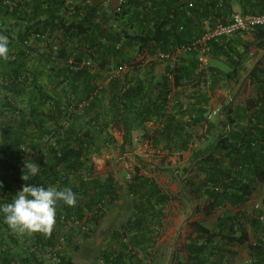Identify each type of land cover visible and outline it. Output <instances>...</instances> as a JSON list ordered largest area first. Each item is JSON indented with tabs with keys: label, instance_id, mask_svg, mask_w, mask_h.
<instances>
[{
	"label": "trees",
	"instance_id": "16d2710c",
	"mask_svg": "<svg viewBox=\"0 0 264 264\" xmlns=\"http://www.w3.org/2000/svg\"><path fill=\"white\" fill-rule=\"evenodd\" d=\"M235 2L244 16L264 12V0H122L112 14L87 0H0V34L8 36L10 49L8 59H0V203L12 202L25 183L76 194L73 206L57 203L47 232L19 233L0 214V264H42L46 251L56 264H75L71 250L119 199L118 184L102 179L92 160L102 139L112 141L107 127L114 123L130 136L137 121L143 126L166 120L161 137L174 140L182 129L168 106L178 89L199 76V53L185 54L173 67L166 64L158 79L157 52L190 44L218 20L227 21ZM251 32L253 46L263 50L264 29ZM233 37L210 42L209 57L230 68L207 66L212 92L239 72L252 47ZM142 54L152 60L138 61ZM249 78L252 96L243 105L223 106L225 120L218 121L215 141L191 152L185 173L196 175L185 179L184 198L194 202L191 216L217 220L214 229L203 220L190 223L182 264H234V249L245 244L251 263L264 264L262 212L242 211L264 185V64ZM108 89L109 111L100 103ZM197 92L195 102L189 98L192 108L184 107V151L191 149L187 127L206 121L204 137L216 127L207 119L209 97ZM31 162L41 169L25 181ZM148 182L136 174L128 183L134 214L113 231L117 248L105 250L104 264H144L149 257L169 196Z\"/></svg>",
	"mask_w": 264,
	"mask_h": 264
},
{
	"label": "crops",
	"instance_id": "0c3cea01",
	"mask_svg": "<svg viewBox=\"0 0 264 264\" xmlns=\"http://www.w3.org/2000/svg\"><path fill=\"white\" fill-rule=\"evenodd\" d=\"M87 1L90 4L102 3L104 8L106 7L105 5H108L110 2L109 0ZM112 1L114 2V0H111V2ZM114 4L115 3H113V7ZM105 9L107 10V8ZM113 9H115V7ZM240 11L241 8L238 2L233 3V12L240 13ZM145 59L146 62H148L152 60V57L148 56L146 58L145 54L137 57L138 61H144ZM156 74L158 79H160L162 73H160L159 67L156 70ZM184 88L185 87L178 89V91L174 93L172 96L173 103H170L168 106V112L175 114L176 126L182 129L174 140L165 138L164 136L161 137V130L166 125V120L158 122L150 121L143 126H140L139 121L135 122L130 135L132 147L125 144V142L129 141L128 137L130 136L126 135L122 127L120 128L114 125V123L109 124L107 127V136L108 138L111 137L112 141L111 143H109V141L108 143H104L105 138L102 139V144L100 141V150L93 155L92 160L95 164L97 174L102 179L106 180L108 177H112L116 184H118L119 199L109 208L99 223L93 227V232L90 237L82 241L77 249L71 250L70 254L75 264H104V259L101 255L105 252L107 246L111 245L113 250L117 248V243L112 240V233L117 230L118 226H122L125 220L124 218H126L125 216L128 215L126 218L128 222L134 214L133 200L129 192L128 183L136 174L142 178L148 179L150 185L157 187L169 196L168 201L162 205L164 206V218L161 221L162 225L159 234H162L161 231H164L162 229H165V222L168 220L167 217L170 211L174 213L176 218L175 223H179L177 218L178 211H180L181 208L183 209L184 206L189 207L188 211H190L186 218V223L189 224V227L191 222L197 220H203L205 224L213 220V228L210 229H214L217 217L212 216L203 219L202 215L191 216V207H193L194 202L191 203L187 198H184V188L187 184L185 179H193L196 173H185V169L189 165L191 152L193 150L204 149L215 141V138L221 131L218 121L220 119L224 121L225 117L219 114V116L212 119L216 127L211 130L207 137H204L207 128L206 121L197 126L187 127L186 132L191 140V149L184 151V126L186 128L187 124V120L184 119V107L192 108L189 99H186ZM194 91L195 92L191 94L192 99L190 98L192 102H195V98L198 96L197 90ZM250 97L251 96H247V99ZM111 98L112 91L108 89L101 96V109L109 111ZM247 99L233 101V103L234 105H243ZM209 107L208 111L210 110ZM221 108L222 107L216 109L220 111ZM97 163H102V170L99 169ZM262 190L264 191V185L253 194L250 205L254 201H258L261 197H264L261 192ZM227 209L230 210L231 208ZM222 212L223 211H219L218 214ZM98 233H101L100 235L103 237L104 244L94 250V241H97L96 235ZM191 234L192 228L186 244ZM192 237H194V235H192ZM102 249H104L103 252ZM42 254V264H56L57 260L50 252L47 253L46 251V253L44 252Z\"/></svg>",
	"mask_w": 264,
	"mask_h": 264
},
{
	"label": "rangeland",
	"instance_id": "374dc122",
	"mask_svg": "<svg viewBox=\"0 0 264 264\" xmlns=\"http://www.w3.org/2000/svg\"><path fill=\"white\" fill-rule=\"evenodd\" d=\"M109 4L105 5L107 8V11L112 14L114 11V7L116 8L120 0H114V2L109 0ZM113 3L114 7H113ZM252 30L237 34L233 38L239 40L241 43H247L252 44L251 49L248 53L245 54L244 59L241 62V65L239 67V72L234 75L232 79H230L228 82H221L216 83L215 91L212 92L211 85H212V79L208 73L207 66H213V67H221L226 69L227 71L230 70V68L224 63L225 61H216L212 58H210L209 64L205 67L201 65L200 68V74L196 77V79L192 82H190L187 86L184 88V92H186V99L188 100L194 90H200L204 94H206L209 97V104L208 107L210 108L209 112L212 110H215L216 108L223 107L228 105L231 101H241V99H247V96H252V86L250 82V72L251 70L261 62V64H264V49L260 50L257 49L255 46H253L255 42V38L252 35ZM244 48H242L243 50ZM165 62L159 63V70L160 73H164ZM226 65V66H225ZM209 67V68H210ZM227 67V68H226ZM199 81L198 83H196ZM213 86V85H212ZM250 94V95H249ZM219 116V115H218ZM102 163H97L100 170ZM104 165V164H103ZM264 195V191H261ZM264 200V197H261L258 201H254L251 205L250 202L242 208V211L247 213L256 214L255 205L257 203H261ZM189 207L184 206V208L180 211H178L177 218L179 220V223L176 224V218L174 216V213L170 211L166 222H165V229H162L164 231H161L162 234H159L154 247L150 248V252L147 254L149 257H145V263L144 264H182L185 261L186 258V242L188 235L190 234L191 228L189 227V224L186 223V218L189 215ZM234 212H238L239 209H234ZM125 215V214H124ZM128 216V215H127ZM127 216H125L127 218ZM125 220L122 223V226L127 224V220ZM122 226H118L117 230L121 229ZM206 226L209 228H213V220H210L206 223ZM173 229V230H172ZM160 233V231H159ZM193 233V231H192ZM101 233H98L96 235L97 241H94V250L97 249V247L104 244L103 237L100 235ZM179 236V238H178ZM253 240H251L252 243ZM111 249L112 246L108 245L107 249ZM105 249V250H107ZM104 249H102L103 252ZM236 254L233 257V263L234 264H252L249 258V251H248V244H245L242 247H238L234 249ZM175 254V259L171 261V256Z\"/></svg>",
	"mask_w": 264,
	"mask_h": 264
},
{
	"label": "clouds",
	"instance_id": "9594fccd",
	"mask_svg": "<svg viewBox=\"0 0 264 264\" xmlns=\"http://www.w3.org/2000/svg\"><path fill=\"white\" fill-rule=\"evenodd\" d=\"M9 50L8 36L0 34V59H8ZM25 168L28 170L22 177L25 181L30 175H37L41 169L34 162L26 163ZM60 201L73 206L76 203V194L71 188L58 189L55 186L25 183L21 190L15 193L12 202L0 203V214L9 227L19 233L47 232L55 222L56 206Z\"/></svg>",
	"mask_w": 264,
	"mask_h": 264
},
{
	"label": "built area",
	"instance_id": "2783aa9c",
	"mask_svg": "<svg viewBox=\"0 0 264 264\" xmlns=\"http://www.w3.org/2000/svg\"><path fill=\"white\" fill-rule=\"evenodd\" d=\"M122 3V0H120ZM256 28L264 29V12L260 14L244 16L240 13L232 14L227 21L218 20L213 28L208 29L201 37L190 44H181L169 51H158L156 58L162 62H166L171 67L175 66L185 54L191 52L199 53V62L202 66H207L210 62L209 53L211 51L210 42L214 39L229 38L237 34L254 30ZM123 71L120 68L117 73ZM220 111L215 109L212 110L208 115L207 119L212 120L218 116ZM256 212L261 211L259 219L264 225V200L261 203L255 205ZM253 243L255 242L252 239Z\"/></svg>",
	"mask_w": 264,
	"mask_h": 264
}]
</instances>
